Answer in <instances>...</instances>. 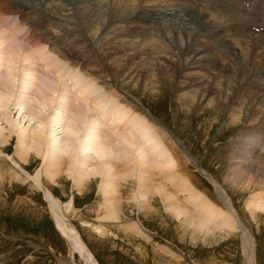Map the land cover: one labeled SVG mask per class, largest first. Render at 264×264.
<instances>
[{
    "label": "rangeland",
    "instance_id": "obj_1",
    "mask_svg": "<svg viewBox=\"0 0 264 264\" xmlns=\"http://www.w3.org/2000/svg\"><path fill=\"white\" fill-rule=\"evenodd\" d=\"M1 2L8 3L9 5L12 2V13H18L19 17L18 18L16 15L11 13L3 15L7 20L6 23H11V21L12 23H20L22 21V12L19 10L17 5L13 4L16 2V0H1ZM165 3L166 6L164 8L163 6ZM105 4L106 3L104 2V5ZM221 4H224V6H221ZM57 5L58 4H56V6ZM193 5L195 6L194 3ZM60 6L61 5L59 4V7ZM140 6L141 7L137 9L136 13L133 14L131 18L119 21L114 30L117 28L116 31L119 33L122 32V35H126V33L128 34L132 31V35L135 34L140 36L144 34L146 35L150 33V31L156 32L160 30L159 27H161L164 22H161L159 17L164 15L165 12L171 8L170 2H162V5L160 4L159 6L160 8L157 6V8L161 9V12L158 13L159 15H156L157 17L150 19L151 24L153 22L152 25L147 24L149 23V20L147 21V19L144 18H141V20L138 18L141 14L157 8H151L143 3ZM197 6L199 9H197V11H195L196 9L193 7L192 9H185V11H190L194 18L198 21V25L196 24V26L200 37L196 39L192 34L190 37V42H194V44H197V46L202 49L201 51L197 50L198 53L193 56L192 53H187V50H182L180 53H173L174 55L171 54L169 56L171 61L169 62L171 69L173 67L175 72L174 75H171L172 78H169L170 80L166 79L168 76H164L163 78L166 80H158L155 82L156 84H150L147 82L148 76L146 75V72H151V74H153L151 70L153 65H148L147 61H150L151 63L155 61V63H157L156 60H158L159 57H156L157 52L146 55V52H143V45L135 48L136 51H119V53H116L117 51L113 47V49H109L108 45L104 48L106 52L104 53L103 51V53L99 55L97 54L99 44H95L93 46H89L90 51L88 56H82L77 52V49H73L74 51L70 52L71 54L69 58H58L54 61L52 60L56 64L60 62L63 66L66 65L63 67V70H66L63 71L64 74L67 73L70 75V77L72 76L75 79L78 77L80 80H82H77L79 85L86 84L85 81H92L94 85L96 84V87L94 86L96 89L94 88V90H100L98 93L103 91L104 95L108 97L112 96L113 99L109 97L111 109L118 104V106H123L125 107L124 109H127L125 110V115L129 116L128 110H131L130 113H134L135 116L139 115L141 118L143 117L142 121H145L147 125L150 124L149 126L151 127L153 136H155L156 139L161 140L163 135L161 133H164L170 143L174 141L179 142V144L185 147L186 150H189V154L193 156L195 159L194 161H196L197 164L191 158L187 157L188 155L186 153L184 154L181 152L179 147H176L184 158L177 159L179 160L178 162L175 160V167L172 166L174 168H171V171H167L164 168L163 170L161 169L162 167H159L161 169L160 170L159 168L152 166L155 176L158 177H155L157 180L160 181V177L163 175L169 176V180L166 179L165 181L160 182H164V186H162L163 188L166 186V193L174 195L175 197H172L173 200L178 202L180 206L182 205L181 207H183V209L180 211L183 212V214L177 216L173 210L169 209L167 207L168 202L166 203L165 201L167 198L165 197L163 200V192L158 190V192L156 191L157 193L155 192V196L152 195L149 198L150 202L149 206L147 207L148 209H140L139 206H137L139 205L137 204L138 201L136 202V200L134 201V199L130 197L132 196L131 194L134 195L138 190V180L136 181L135 178L137 177H134L132 179L136 185L133 184L132 186V183L127 180L122 181L123 185L125 184V181H127V183L124 185L125 187H123L120 195V203L122 207L121 210L123 209L122 213H124L120 214V221L106 218L104 215L106 214L105 208L107 207V202L105 201L106 194L104 195L100 189V176H97V181H90L87 189H85L83 192L79 191L75 186L74 177L77 176L76 171L72 172V174L65 172L62 174L63 176L59 183L54 182L45 176L42 170L43 158H41L39 155H36V152L33 153V148L31 149L30 153H32L31 155H34L35 159H31L30 165L27 164L29 167H27L29 173L22 172L12 163L11 160L12 157L16 156V150L21 145L19 136L24 131L27 133V135L31 136L34 131L37 129L39 130V123L41 121L37 118H34L32 121L29 120V117H34L33 114L30 111L23 113L20 110V106L14 103L16 101L15 97L10 96V98L6 88L0 87V129L4 130L7 134L10 133V129H13L11 139L8 143V150L5 153L0 154V158L6 159L9 164H12L17 171L19 170L18 173H20L19 177L12 179L7 175L2 176V171L0 170V264H85L84 257L80 255L81 253H79V251L73 249L71 241L66 237L59 226L56 225V220L53 217L45 192L48 194V198L52 197L50 199L53 201L55 200V205L61 209V212L64 214V216L67 218L69 217V221L74 225L82 240L91 250L94 257H96V260L99 264H247V257L244 254L241 231L221 226L220 228L215 229V232H209L205 235L204 231H195V235L197 236L194 235L193 231L197 229L195 224L199 225L200 221L202 220H200L199 216L196 215L197 211H194L195 201L193 200V202L192 199H189L185 196L187 192L185 193L183 190L179 191V186L181 189H183V186L185 185L184 183L187 182L186 184H189L191 187V193H195L198 190V193L202 195L201 198L204 195V198L202 199L207 203L206 211L210 213H217L221 210L220 212L224 211L223 213H229L227 206L224 205L225 203L223 202L221 195L216 190L213 182L207 176L209 173V175H212L215 180L218 182L221 181L219 183L224 189L226 195L230 198L232 207L237 212L241 224H243L250 232L254 245L251 264H264V212H258L256 216H253L246 206L247 199L254 193H258V190H260V192L262 190L256 186H250L246 190L242 189L241 186L235 187L227 178V176L229 177L231 170L230 163L232 161V156L235 154L234 152H236V150L243 152L246 151V147L249 146V142L255 138L254 132H264V122H262L263 120L260 118L262 113H259L260 111L264 112V110L262 108H258L261 106L262 100L264 99V90L262 88L260 78L255 77L260 75L257 73L261 72L260 70L263 69L264 63L262 65L261 61L259 60V62L256 57L251 58V60H253L251 68L252 70L245 71L247 77L251 76L250 79L253 81L251 82V86H244L243 83H240L241 86H232L228 91L229 94H227L228 92L222 93L224 96L226 94L228 97H220L219 101H217L215 105L208 104V100L203 103H196L197 99L192 97L194 91L197 92L198 85L196 83V78H198L199 75L206 76V82H208L207 90L213 91V89L216 88L215 84L217 81L221 80V83L226 82L225 80H228V78L232 75V70H230L229 67L233 66L234 63H241V56L242 53H246L245 48L247 44H250L256 40H261V42L264 43V15H262L264 6H262L258 0L223 1V3H220V5L214 9L215 16L221 18V21H218L219 25L215 23V16H213L212 20H210L212 24H209L210 22L207 23L204 19L205 13L202 12L203 7L201 5ZM2 8L7 9L1 7V12L3 11ZM235 8L237 11H232ZM240 9H242V11H240ZM64 10L68 15H73L71 14V11L67 10L66 8ZM134 17L136 18L134 19ZM23 18L26 19L27 23H29V20L26 16ZM18 19H20V21ZM225 19L230 22L228 23V21ZM78 20L81 21L80 19ZM27 26L28 29H26V31H29V25ZM244 28L246 30L248 29V32L250 30L249 33H253H251V38L249 39L251 41L244 39ZM24 29L23 27H20L19 31L17 32L10 31L11 34L15 35L17 38L9 34V41L11 40L15 41V43L25 45L26 41L23 40L24 42H22L20 39V37L26 32ZM218 29L220 30L218 31ZM206 32L208 33L207 35ZM214 32L218 34L214 36ZM7 33H9V31ZM165 37V39H163L167 44L169 43V38L167 36ZM111 38L113 43H115V41L117 43L118 40H115L112 36ZM140 38L144 37L142 36ZM152 38L154 44L155 38L157 37ZM199 41H201V43ZM216 43L224 45V50H222L220 54L216 53L217 56L212 55V48ZM26 44L29 46L28 43ZM102 44H106L105 39H102ZM255 48L256 47L254 46H249V55ZM150 51L153 52L154 49ZM137 54L139 56H137ZM211 55L215 56L213 63ZM219 55L228 56L227 60L223 57H220ZM200 56L201 59H203L202 62L198 61V57ZM10 57L6 54V50L4 53L3 50L0 49V63H5V66L0 68V73H4V82H14L17 85L15 88L19 87L22 89V85L30 83L32 79L31 76L25 74L26 71H24L23 68V65H25L27 62L19 60L14 64ZM192 57H194V59ZM96 58L100 59L98 61L101 64V68H104L103 70H96V72L87 70V72H85V70L81 69V63H89ZM59 59H61V61ZM73 59H75L74 62H72ZM121 60L123 62V69H120L122 65L117 67V62H120ZM196 61L198 62L196 63ZM188 62L190 65L187 64ZM221 62L224 63L221 64ZM199 64L204 65L201 67ZM197 65L200 66H198L199 69ZM20 68L22 69L20 70ZM201 68H203V71ZM42 72H44V75L42 77L39 76L41 80H43L45 77V70H42ZM75 73L78 76H76ZM154 76L155 75L153 74L152 78ZM54 77L56 78L57 76L55 75ZM70 77L67 76V80L63 77H59L58 81L63 85L62 86L59 84V87L61 88L65 86V89L68 91L72 89L73 85L71 82L73 81L72 78L70 79ZM220 85L221 89L224 90L225 84ZM232 88H234L235 93H232ZM32 89L37 90L38 86L32 87L30 92ZM155 90L157 92H155ZM210 97H214V94L208 96V98ZM30 101L32 104H34V100H29V102ZM55 103L58 105L56 101ZM246 103L252 106L247 109L245 106ZM56 104H54V107H59ZM132 105L135 106L133 107ZM234 107L240 108L241 112L239 111V115H233ZM66 110V112L69 113V109ZM255 112L259 113L256 116L258 118L257 120L253 119V117L256 115ZM36 113L37 112H35V114ZM108 113H110V111L107 112V115L102 114L101 120L103 125L106 124L110 126L109 119L113 117H111L112 114L108 115ZM106 118L108 123L104 122ZM90 122L91 120L89 121V124H87L91 125ZM156 122L159 123L155 124ZM58 128L59 127H57V129ZM157 128L158 130H156ZM101 129L102 128H100V130ZM122 132L125 135H130L126 134L127 131ZM139 135L140 134H137V136ZM24 136H26V134ZM137 142L138 140H135V143ZM1 167L3 166L0 165V168ZM155 168L157 171H155ZM12 171H14V169H12ZM27 174L30 175L27 176ZM173 174L175 175L173 176ZM35 176H40V179L42 177L48 179L50 183L49 188L51 189H48L44 186V190L42 185L36 186L35 181L32 179V177L34 178ZM183 176L186 178L183 179ZM18 178H20V180ZM177 179H180L181 181L179 180L177 182ZM176 184L179 186H176ZM154 187L155 186L152 185V189ZM173 188L175 189L173 190ZM177 188L179 189L177 190ZM177 195L180 197H177ZM172 198L169 199V202L172 200ZM177 198H179V200H177ZM72 200L74 202V209L71 211V213L65 214L66 207ZM211 202H213V205ZM191 203L194 209L192 208ZM102 204L104 207L101 206ZM186 207L188 209H186ZM209 209H212V211ZM214 209H216L217 212ZM195 216H197V218H193ZM185 219H190L191 222L189 221L186 223ZM204 219L205 221H202L203 224H208L210 222L209 224L213 225L214 227L216 226L215 222L210 221V219ZM193 221L194 225H192ZM128 223L130 225L131 223H137V225L141 227H138L139 230L127 228L129 225ZM188 223L191 224L189 225ZM186 225L188 227H186ZM127 229H129L131 232ZM102 230L106 231V233L102 234Z\"/></svg>",
    "mask_w": 264,
    "mask_h": 264
},
{
    "label": "bare ground",
    "instance_id": "obj_2",
    "mask_svg": "<svg viewBox=\"0 0 264 264\" xmlns=\"http://www.w3.org/2000/svg\"><path fill=\"white\" fill-rule=\"evenodd\" d=\"M166 1L170 2L171 8L169 10L166 9L167 11L165 12L164 15L162 16L160 15L161 16L159 17L160 21L164 22L163 25L159 27L160 30L156 29L158 31L156 32L150 31L151 34L148 33L146 35L144 34L141 36L135 35V34L132 35V31L129 32L128 34L126 33V35H122V32L119 33L118 31H116L117 28L114 30L115 26H117L119 21L131 18L133 14L136 13L137 9L141 7L140 5L142 3L145 4L146 6L148 5L151 8H157V6L158 7L160 6V4L162 5V2H166ZM223 1H232V0H194V1L193 0H16V2L13 4L17 5L19 10L22 12V17H21L22 21L20 22V24L25 23V25L26 24L29 25V31H26L23 34V36L20 37V39L22 40V42L26 41V43H28L29 46H27L26 43L24 45L20 43H15V41H11V40L9 41L10 35L9 33H7L8 31H6L7 29H3L1 27V25L3 26L5 25L4 23L0 25V49L3 50L4 53L6 50V54L9 55V57L11 56L10 58L14 64L17 63L19 60L27 62L25 65H23L24 71H26V73L25 72L24 73L31 76L32 79L30 83L26 85H22V89H20L19 87L15 88L17 87V85L14 82L12 83L4 82L3 80L4 73L1 72L0 73V87L6 88V91L9 97L10 96L15 97L16 101L14 103L20 106V110L23 113H27L30 111L33 114L34 117L32 116L29 117L30 118L29 120L32 121L34 120V118H37L41 122L39 123L40 124L39 130L37 129L36 131H34L31 136L27 135L25 131L19 136L21 145L16 150V156L12 157L11 159L12 163L22 172L29 173L28 172L29 170L27 169L28 167L27 164L30 165L31 159L34 158V155H31L32 153H30L31 149L33 148L34 149L33 153L36 152V155H39L41 156V158H43L42 170L48 179L59 183L60 179L63 176L62 175L63 173L67 172L69 174H72V172L76 171L77 176L74 177V183H75V186L78 188V190L82 192L85 189H87L88 185L90 184V181L92 182L97 181V178H98L97 176H100L101 178V181H100L101 188L100 189L104 193V195L106 194L105 195L106 198L105 197L104 198H105V201L107 202V207L105 206L106 214L104 215L106 218H109V219L120 221V218H121L120 214L122 213V210H123V209L121 210L122 207L120 203L121 191L123 187H125L124 185L127 183V181L131 182L132 186L133 184L136 185V183L132 179L134 177H137L135 178L136 181L138 180L137 181L138 190L136 191L134 195L130 193L132 195L130 197L133 198L134 201L135 200L136 202L138 201L137 204L139 205L137 206H139L140 209H143V210L144 208L146 209L149 206V202H150L149 198L152 195L156 194L158 191L160 192L162 191L163 200L165 199V197L167 198V200L165 199L166 203L168 202L167 207L173 210L177 216L182 215L183 212L180 211L183 209V207H181L182 205L180 206L178 202L173 200L172 197L174 195L170 193L168 194L166 193V189H167L166 186L165 188H163L164 182L163 183L160 182V181H165L166 179L169 180V176L163 175L160 177V181L157 180L156 178L158 177L155 176L152 166L156 168L162 167L161 169L164 168L167 171H171V168L175 167L174 166L175 160L184 158L176 147H179L181 152H183L184 154L186 153L188 155L187 157L191 158L194 161L195 159L193 158V156L189 154V150H186V148L180 145L179 142L174 141L170 143V141H168L164 133H161L163 134L161 140L156 139V137L153 136V131L151 130V127L149 126L150 124L147 125L145 121H142L143 117L141 118L139 115L135 116L134 113H130L131 110H128L129 116L125 115L124 113H125V110L127 109H124L125 107L123 106L122 107L118 106V104L117 106L112 107L111 109V106L109 104L110 102L109 97L112 98V96L108 97L104 95L103 91L98 93L100 90L99 91L94 90V88L96 87L95 86L96 84L94 85L92 81L87 82L84 80L86 84L79 85L77 82V80L79 79L78 77L77 79H75L72 76L70 77V75L67 73L64 74L63 71H66V70H63V67H65L66 65L63 66L60 62H58L57 63L58 65H57L53 61L58 58H62V59L69 58L71 54L70 52H73L75 49L78 50L76 51L80 55L88 56L89 55L88 53L90 51L89 46H93L95 44H99L98 52H97V54L99 55L103 53V51L104 53L106 52L104 48L108 45H109L108 46L109 49L114 48L117 51L116 53H119V51H122V52H127L129 50L136 51L135 48H137L140 45H143V52L145 51L146 55L157 52L156 57H159V59L156 60L157 63H155V61L152 63L150 61H147L148 65H151V66L153 65L151 70L153 74L155 75L152 78L153 74H151V72L150 73L146 72V75L148 76L147 82H149L150 84H156L155 82L158 80H162V79L168 80L169 78H172L171 75H174V72H175L173 70V67L171 69V65L169 62L171 61V59H169V56L171 54L180 53V51L182 50H187L186 52L192 53V56H193L198 53L197 50L201 51L202 49V48L200 49V47H198L197 44H194V42H190V37L192 36V34L194 35V38L196 39L200 37L198 30H197V26H196L198 21L194 18V16L192 15L190 11H185V9H192L193 7L196 9L195 11H197L198 9L197 5L199 6L201 5L203 7L202 12L205 13V16H204L205 21L207 23L210 22L209 24H212L210 20H212V17L215 16L214 9L217 6H219L220 3H223ZM2 2H1L2 7L7 8V9L2 8L3 11L0 13V21L4 19L3 18L4 14L2 13H12L13 12V8L11 7L12 2L10 3V5L8 3H2ZM104 2L106 3L105 5H104ZM193 3L195 4V6L193 5ZM56 4L58 5L56 6ZM59 4L61 5L60 7H59ZM224 4H221V6L222 5L224 6ZM103 5H104V8H103ZM165 6H166V3L164 4L163 7L165 8ZM65 8L71 11V14L73 15L70 16L67 13H65V10H64ZM159 8L152 9L148 12H145L144 14H141L140 15L141 17L139 16L138 19H141V18L147 19V21L149 20V23L147 24H151L150 19L157 17L156 15H159L158 13L161 12V9ZM24 16L28 18L29 23L26 22L25 18H23ZM135 18L136 17H134V19ZM214 18H215V23L219 25L218 21H221V18L216 17V16ZM78 19H80L81 21H79ZM229 22L230 21H228V23ZM20 24L17 22L12 23L11 31L12 32L19 31L20 27H22L20 26ZM215 27L218 28L217 26ZM219 30L220 29H218V31ZM247 30L244 28L245 35L243 37L245 40H249L251 38L252 32L249 33L250 30L249 32ZM207 32H206V35L208 34ZM140 34H143V33H140ZM217 34L218 33H215L214 36ZM111 36L115 40H118L117 43L115 41L116 45L115 43L112 42L113 40ZM142 36L144 38H140ZM165 36L169 38V43L167 44L165 43L166 41H164V39L166 38ZM152 37L154 38L157 37L155 38L154 44H153L154 41H152L153 39ZM252 38H253V35H252ZM102 39H105L107 45L102 44ZM199 42L201 43V41ZM249 46L256 47L255 49H253V51H251L250 55H249V51H250ZM152 49H154L153 52L150 51ZM245 49H246V53H242L241 63H234L233 66L229 67L230 70H232V75L228 78V80H225L226 82H222V83H221V80L216 82L215 86L217 89L215 88L213 89V91L207 90L208 82H206V76L199 75V77L196 78L197 79L196 83L198 85V88H197V92L194 91V94L192 96L197 99L196 103H203L208 100V104L215 105V103L219 101V98L224 96V94L222 93H227L232 86H241L240 83H243V85L247 87L251 86V82L253 81L250 79L251 76L250 77L246 76L245 71L252 70L251 68H252L253 60H251V58L253 57H256L258 61L260 60L261 64L263 65L264 63V43H262L261 40L260 41L256 40L250 44H247ZM222 50H224V45L216 43L214 47L212 48V55L217 56V54H220ZM137 56L139 55L137 54ZM215 56H212V63H213V59L215 58ZM220 57H223L227 60L228 56L222 55ZM192 58L194 59V57ZM59 60L61 61V59ZM98 60L100 59L96 58L90 61L89 63H85V62L81 63L80 64L81 69L85 70V72H87V70H92L95 72L96 70L98 71L103 70L104 68H101V64ZM74 61L75 59L72 60V62ZM198 61H201V62L203 61V59H201V56L198 57ZM198 61H196V63ZM189 62L187 64H189ZM180 63H177V64H180ZM223 63L221 62V64ZM122 64H123L122 60L120 62H117V67H119ZM199 65L203 67L204 64L203 65L199 64ZM199 65H197V67ZM3 66H5V63H0V68ZM255 66H258V65H255ZM21 69L22 68H20V70ZM120 69H123V65L120 67ZM201 69L203 71V68ZM42 70L43 71L45 70V77L43 80H41L39 77V76L42 77L44 75V72H42ZM105 70L108 71L107 69ZM260 71L261 72L259 73L256 72L258 75L259 74L260 75L255 76V77L260 78L262 88L264 90V66H263V69ZM55 75L57 76L56 77L57 79L54 77ZM67 76H69L70 79L72 78V81H73L71 82L73 85L72 89H70L69 91L65 89V86L60 88L59 84L61 83L58 81L59 77H63L64 79H66ZM164 76H168V78L164 79L163 78ZM220 84H225L224 90L221 89ZM34 86L35 87L38 86V89L37 90L32 89V91L30 92L31 88ZM234 88H232V93H235ZM155 92L157 91L155 90ZM211 94L212 95L214 94V97L208 98V96ZM227 94H229V92ZM227 97L228 96L225 94L224 98H227ZM232 97H233V94H232ZM29 100H34V104H32L31 101L29 102ZM55 101L58 103V105L55 103ZM54 104H56L59 107H56V106L54 107ZM245 106L248 109L252 105H248L246 103ZM258 108L260 109L262 108L264 110V99L262 100L261 106ZM66 109H69V113L66 112L67 111ZM233 109H234L233 115L240 114L241 111L239 107H234ZM108 111H110L108 115L112 114L111 117H113L109 119L110 126L106 124L103 125L102 120H101L102 118L101 115L102 114L107 115ZM35 112L37 113L35 114ZM255 113L256 115L253 117V119L257 120L258 118L256 116L259 113H262V116L260 118L261 120H263L262 122H264V112L260 111L259 113L257 112ZM90 120H91L90 122L91 125H88ZM106 120L107 118L105 119L104 122L108 123ZM158 123L156 122L155 124H158ZM57 127L59 128L57 129ZM99 127L102 129L100 130ZM10 130H11L10 133L7 134L4 130L0 129V154H3L8 150V143L13 133V129H10ZM156 130H158V128ZM122 131H127L126 134H130V135H125ZM256 133L254 132L255 138H253L249 142V146L246 147L247 149L244 148L246 149V151L243 152V151L236 150V152H234L235 154L232 156V161L230 163L231 170L229 169L230 170L229 177L226 175L228 180L235 187L241 186L242 189L246 190L250 186H256L257 188H260L262 190L261 192L260 190H258L259 191L258 193H254L246 201V206L253 216H256L258 212H261V211L264 212V132H256ZM25 134L26 136H24ZM28 134H31V133H28ZM137 134H140V135L137 136ZM135 140L136 141L138 140V142L135 143ZM158 160H161V161H158ZM178 161L179 160H177V162ZM0 163H1L0 165L3 166L0 168V170L2 171L1 173L2 176L7 175L8 177H11L12 179L19 177V174H20L18 173L19 170L17 171L14 168V166L12 164H9V162L6 159L0 158ZM12 169H14V171H12ZM155 171H157V169ZM209 174H207V176L213 182L216 190L221 195V198L223 202L225 203L224 205L227 206V210H229L228 211L229 213H223L224 212L223 210H222L223 212H220L221 211L220 207H219L220 211L218 212L216 209H214L216 210L217 213H210L206 211L207 203L205 200L202 199L204 198V195L201 198L202 195L198 193V190L195 193H191V187L189 184L188 185L186 184L187 183L186 181H185L186 183H184L185 185L183 186V189H181V187L178 184H176V186H179L180 188V189L177 188V190L179 189V191L183 190L185 191V193L187 192L185 196L189 199H192V201L193 200L195 201V202L193 201L195 203L194 211L195 212L197 211V214L195 212L194 213L199 216L200 220L205 221L204 218H208L210 219V221H213L216 224V226L214 227L213 225L209 224L210 222L209 223L207 222L208 224H203L202 221H200L199 225L195 224V227H197V229L193 231L194 235H195V231L197 232L204 231V234L206 235L209 232H215V229L220 228L221 226L241 231V234H242L241 236L243 240L242 243L244 247V254L247 257L246 263L251 264L254 245L252 242V237L250 235V232L243 224H241L240 219L238 218L237 212L232 207L230 198L226 195L224 189L219 183L221 181L218 182L217 180H215V178L212 175H209ZM28 175L30 174H27V176ZM174 175L175 174H173V176ZM39 177L37 176H35L34 178L32 177V179L36 183V186L42 185V187L45 186L46 188L51 189L49 188L50 187L49 180L44 177L40 179ZM185 178L183 176V179ZM18 179L20 180V178ZM123 180H127L124 182L125 183L124 185L122 183ZM179 180L180 179H177V182ZM152 185L155 186L153 189H152ZM45 187H44V190H45ZM174 189L175 188H173V190ZM45 195L49 201L50 209L52 211L53 217L56 220V225L59 226L62 232L71 241L73 249L81 253L80 255H82V257H84L85 259L84 260L85 264H99L98 261L96 260V257H94L91 250L87 247L85 242L82 240L81 236L75 229L74 225L69 221L70 220L69 217L67 218L64 216V214L61 212V209H59L55 205L54 203L55 200L53 201L50 199L52 197L48 198L47 197L48 194L46 192H45ZM178 196L179 195H177V197ZM170 198H172V200L169 202ZM177 200H179V198H177ZM73 203H74L73 200L68 203L65 214L71 213V211H73L74 209ZM212 203L213 202H211V204ZM103 204L101 206H103ZM191 206H192V203H191ZM186 209L188 208L186 207ZM209 210L212 211V209H209ZM193 218H197V216ZM189 221L190 219H187V220L185 219L186 223ZM193 223L194 221L192 222V225H194ZM188 224L190 225L191 223H188ZM187 225L186 227H188ZM138 227H141V226H138L137 223H131V225L129 224L127 228L139 230ZM101 233L105 234L106 231L102 230Z\"/></svg>",
    "mask_w": 264,
    "mask_h": 264
}]
</instances>
